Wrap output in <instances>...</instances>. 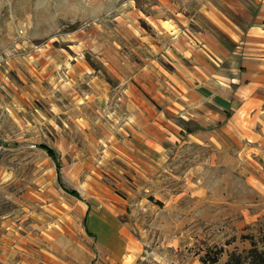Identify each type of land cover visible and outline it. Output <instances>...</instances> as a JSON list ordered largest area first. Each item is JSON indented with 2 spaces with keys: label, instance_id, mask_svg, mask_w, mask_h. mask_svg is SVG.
Returning <instances> with one entry per match:
<instances>
[{
  "label": "rangeland",
  "instance_id": "rangeland-1",
  "mask_svg": "<svg viewBox=\"0 0 264 264\" xmlns=\"http://www.w3.org/2000/svg\"><path fill=\"white\" fill-rule=\"evenodd\" d=\"M198 5L0 0V264L263 263L254 142L200 143L187 133L220 122L177 115L172 143L147 129L162 106L134 109L137 73L177 70L167 31H199Z\"/></svg>",
  "mask_w": 264,
  "mask_h": 264
},
{
  "label": "crops",
  "instance_id": "crops-1",
  "mask_svg": "<svg viewBox=\"0 0 264 264\" xmlns=\"http://www.w3.org/2000/svg\"><path fill=\"white\" fill-rule=\"evenodd\" d=\"M193 9L197 19H187L195 21L199 31L175 37L167 31V42L173 47L169 58L177 70L166 71L165 76V70L156 71L161 67L158 62L151 69L141 67L136 77L144 88H133L134 109L136 115L142 114L139 96L145 99L147 94L162 106L158 111L147 103L150 110L145 113L151 111L154 116L146 122L147 129L172 143L187 132L171 117L177 115L205 126L220 122L216 134L207 131L208 138L205 129L187 133L200 143L218 141L220 147L226 143L242 150L246 139L253 141L243 153L252 157L250 177L260 198L249 202L254 207L249 210L258 219L264 216V166L260 163L264 159V0H199ZM164 46L159 40L152 45L159 51ZM215 61L221 65L215 66Z\"/></svg>",
  "mask_w": 264,
  "mask_h": 264
},
{
  "label": "trees",
  "instance_id": "trees-1",
  "mask_svg": "<svg viewBox=\"0 0 264 264\" xmlns=\"http://www.w3.org/2000/svg\"><path fill=\"white\" fill-rule=\"evenodd\" d=\"M262 264H264V261H263V263Z\"/></svg>",
  "mask_w": 264,
  "mask_h": 264
}]
</instances>
